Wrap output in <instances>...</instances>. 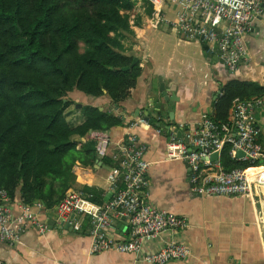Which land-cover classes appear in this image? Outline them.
<instances>
[{
    "label": "crops",
    "instance_id": "1",
    "mask_svg": "<svg viewBox=\"0 0 264 264\" xmlns=\"http://www.w3.org/2000/svg\"><path fill=\"white\" fill-rule=\"evenodd\" d=\"M133 1L134 5L129 11L133 35L124 41L125 45L130 42L126 48L128 51L138 54L143 70L127 99L121 102L118 109L115 108L117 113L122 114L123 122L107 129L111 138L110 150H118L122 144H126L128 133L136 132L146 146L145 157L149 161L146 172L149 202L185 217L187 225L163 230L158 236L144 240L138 252L108 249L91 253L88 216L79 213L74 215L80 223L79 229L72 228L70 224L60 226L53 219L54 204L40 206V201H35L31 210L38 212L47 223V229L40 232L30 225L20 233L14 244L0 240V259L5 264H153L142 259L144 253L154 251L168 242H182L190 248V254L164 264H264V193L260 194L256 188L249 193L236 195L194 192L188 178L187 163L181 159L167 158L165 150L169 131H182L180 124L196 123L203 112L213 114L215 98L227 79L250 80L264 88V5L262 11L254 16L251 29L243 35L246 56L240 59L235 71H230L223 64L219 53L208 54L202 40L182 36L161 18L162 15L173 17L164 10V0L158 4L155 0ZM157 29L169 30L177 47L185 46L186 59L183 62L176 60L189 68L191 77L182 76L172 67L162 68L149 52L145 53L153 41L146 35L147 31ZM188 45L192 46L187 48ZM197 70L207 76L199 84L194 78ZM161 85L167 94L177 96L173 102L172 115ZM82 101L96 103L104 108L112 105L106 96L91 99L80 95L76 98V105ZM74 107L72 104L68 108L67 119L79 122L82 116L80 110ZM254 113L255 122L260 128L258 139H263L264 100ZM134 119L143 120L129 127L128 123ZM156 120L167 126L158 125ZM80 140L89 139L86 135ZM113 164L115 162L111 157L97 155L92 165L77 161L72 168L74 181L66 190L88 186L97 191L94 201H105L112 195L107 175ZM260 186L264 188V181ZM20 202L21 195L18 192L11 199L12 213L20 212ZM126 223L124 215L114 216L109 234L116 239L123 238Z\"/></svg>",
    "mask_w": 264,
    "mask_h": 264
},
{
    "label": "trees",
    "instance_id": "2",
    "mask_svg": "<svg viewBox=\"0 0 264 264\" xmlns=\"http://www.w3.org/2000/svg\"><path fill=\"white\" fill-rule=\"evenodd\" d=\"M133 5V0H0V187L11 198L19 192L24 204H55L74 181L73 165L96 162L94 142L79 137L123 122L110 106L119 108L143 70L138 54L123 42L133 35ZM221 90L212 114L217 122L227 119L234 97L264 92L257 82L237 78L227 79ZM80 95L106 96L112 105L77 106ZM72 104L80 110L79 122L67 119ZM220 163L225 169L251 165L231 158L229 144ZM83 190L95 199V189Z\"/></svg>",
    "mask_w": 264,
    "mask_h": 264
},
{
    "label": "built area",
    "instance_id": "3",
    "mask_svg": "<svg viewBox=\"0 0 264 264\" xmlns=\"http://www.w3.org/2000/svg\"><path fill=\"white\" fill-rule=\"evenodd\" d=\"M164 1L173 12V17L162 15L161 18L182 36L202 40L208 54L219 53L230 71H235L240 59L246 56L243 35L251 29L254 16L262 11L264 5V0ZM221 92L219 90L218 93ZM263 100L264 95L250 98L236 96L231 101L225 121L217 122L212 114L203 112L196 123L180 124L181 136H177L175 130L169 131L165 143L166 156L187 163L188 178L194 192L245 194L251 192L256 183L264 181V138L258 139L260 128L254 113ZM142 120H131L128 126L132 127ZM87 138L94 142L98 157H111L115 162L107 175L112 195L105 201L96 202L91 199L92 193L83 188L66 190L54 204L55 223L60 226L70 224L72 228L79 229L80 223L74 215L88 216L91 253L108 249L138 252L144 240L158 236L163 230L187 225L185 217L149 202V181L146 177L149 161L145 157L146 146L136 132H129L126 144L115 151L110 150L111 138L107 129H90ZM225 144H229L231 158L248 161L251 165L223 168L220 155ZM237 150L243 154L237 155ZM213 152L217 153V160L210 159ZM11 199L7 190L0 187V240L12 245L30 225L40 232L47 229V223L38 212L31 210V205L21 201L20 212L12 213ZM121 214L127 219L126 234L116 239L109 234V228L114 216ZM190 251L182 242H168L144 253L142 259L164 264L171 259L186 258ZM0 264L5 262L0 259Z\"/></svg>",
    "mask_w": 264,
    "mask_h": 264
},
{
    "label": "rangeland",
    "instance_id": "4",
    "mask_svg": "<svg viewBox=\"0 0 264 264\" xmlns=\"http://www.w3.org/2000/svg\"><path fill=\"white\" fill-rule=\"evenodd\" d=\"M155 1H159V0H155ZM164 10L166 12H168L167 14H169L170 16L173 15V12L169 8V6L166 5ZM158 32H160V33H158ZM146 35L153 38V41L151 42V44H149V46H148L149 50L147 49L145 51V53L149 52V54L155 58L156 62L162 68L172 67L176 72L181 73L182 76H186L188 78L191 77L192 74H191V71L189 70V68L185 67L184 64H181L176 60V59H180L181 62H183L184 59H186L184 57L185 46L179 45V47H177L178 44L175 43V41H174L175 38L173 37L172 34H170L169 30H162V29L148 30ZM123 42L125 45L124 40H123ZM127 42H128V40H127ZM129 43L130 42H128V44L125 45L126 48H128ZM191 46L192 45H188L187 48H189ZM194 78L196 79L197 83L199 84V81L206 80L207 76H205L202 71L197 70L196 74L194 75Z\"/></svg>",
    "mask_w": 264,
    "mask_h": 264
},
{
    "label": "water",
    "instance_id": "5",
    "mask_svg": "<svg viewBox=\"0 0 264 264\" xmlns=\"http://www.w3.org/2000/svg\"><path fill=\"white\" fill-rule=\"evenodd\" d=\"M138 58L137 57H135L134 58V61H136ZM124 68H127V66H125ZM162 87H161V90H162V94H163V96H164V98L168 101V103H169V110H170V114L172 115V112H173V102H174V100L177 98V96L176 95H174L173 93H171V94H167L166 93V90H165V88H164V86L163 85H161ZM78 105H79V103H78ZM110 108H112L113 109V112L114 113H117V110L115 109V108H113L112 106H110ZM149 116H146V118H148ZM158 125H161V126H167L164 122H159V121H155ZM176 134H177V136H181L182 135V131H181V129H177L176 130ZM79 139H80V137H79ZM236 154L237 155H242L243 154V152L241 151V150H237L236 151ZM210 159H212V160H217L218 158H217V153L216 152H213L211 155H210Z\"/></svg>",
    "mask_w": 264,
    "mask_h": 264
},
{
    "label": "bare ground",
    "instance_id": "6",
    "mask_svg": "<svg viewBox=\"0 0 264 264\" xmlns=\"http://www.w3.org/2000/svg\"><path fill=\"white\" fill-rule=\"evenodd\" d=\"M160 2L159 1H156V3L158 4ZM254 188H256V190L260 193V194H263L264 193V188L260 186V183H256Z\"/></svg>",
    "mask_w": 264,
    "mask_h": 264
}]
</instances>
